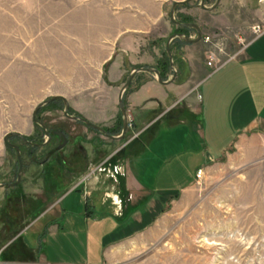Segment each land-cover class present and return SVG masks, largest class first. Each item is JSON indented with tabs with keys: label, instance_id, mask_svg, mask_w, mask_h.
<instances>
[{
	"label": "crops",
	"instance_id": "1",
	"mask_svg": "<svg viewBox=\"0 0 264 264\" xmlns=\"http://www.w3.org/2000/svg\"><path fill=\"white\" fill-rule=\"evenodd\" d=\"M169 1L84 0L83 16L69 23L78 37L70 49L79 51L69 69L72 83L84 82L86 101L97 99L95 110L84 106L86 119L115 127L119 93L133 68H160L154 39L166 36L167 46L169 27L163 32L161 19ZM183 49L181 66L172 51V83L150 72L135 75L124 94L132 124L124 140L101 135L93 145L85 128L84 172L75 173L81 177L1 247L0 264H113L127 244L195 194L200 169L203 179L216 163L233 162L234 153L241 163L264 155V33L228 57L213 51L217 69L200 42ZM171 78L169 66L164 80ZM55 96L70 103L69 95Z\"/></svg>",
	"mask_w": 264,
	"mask_h": 264
},
{
	"label": "rangeland",
	"instance_id": "2",
	"mask_svg": "<svg viewBox=\"0 0 264 264\" xmlns=\"http://www.w3.org/2000/svg\"><path fill=\"white\" fill-rule=\"evenodd\" d=\"M200 3L192 0L178 7L176 17L203 28L199 42L206 53L228 57L255 38L256 26L264 28V0H221L211 12ZM205 3L212 6L214 0ZM172 5V0L166 3L161 19L162 31L169 27L167 39L178 31L170 22ZM83 14L84 0H0V183L15 182L19 172L17 151L6 145V134L19 132L38 143L45 141L42 126L33 121L41 103L66 94L70 114L84 118V106L95 110L97 99L86 101L84 82L72 83L69 69L71 53H79L74 46L70 49L78 37L69 34V23ZM165 38L154 39L160 44L157 64L163 69L170 63ZM185 47L179 40L171 46L178 50L180 66ZM99 92L103 95V90ZM64 109L63 100L57 99L38 111V119L49 130L67 134L63 148L58 149L56 137L44 146H28L16 135L9 138L22 148L24 171L19 185L0 187V249L81 177L75 173L84 172L85 128L93 145L105 137L65 116ZM122 118L113 128L99 125L121 135ZM236 158L234 153L233 162L216 163L198 179L189 200L170 208L151 231L127 244L113 264H264V155L243 163Z\"/></svg>",
	"mask_w": 264,
	"mask_h": 264
},
{
	"label": "water",
	"instance_id": "3",
	"mask_svg": "<svg viewBox=\"0 0 264 264\" xmlns=\"http://www.w3.org/2000/svg\"><path fill=\"white\" fill-rule=\"evenodd\" d=\"M190 1H192V0H183V1L174 2L173 5H172V8H171V12H170V20H171L172 23H174V24H176L178 26L187 27V28H193V29L196 30V36L195 37H192V36H189V35H186V34H182V33H175V34H172L169 37V39H168L166 49H167V52H168V55H169V58H170V66H171V69L173 70V78H171V79H169L167 81L164 80L160 70L157 69V68H152V67H134L132 72L130 73L127 81L125 82V84L121 88L120 93H119V106H120V109H121V112H122V117H123V131H122L121 135H117V136L111 135L101 125L96 124V123L86 119L85 117L83 118V117H80V116L75 115V114L74 115L70 114V112H69L70 103L66 100V98H64L62 96H53L51 99L41 103L36 108V110L34 111L33 121L35 123L41 125L44 128L46 136L49 138L50 134H49L48 128L42 121H40L37 118V114H38V111L40 110V108L43 107L45 104L50 103L51 101H54V100H57V99H61V100H63L64 105H65V109H64V115L65 116H67L69 118H72V119H75V120H81L86 125H88L89 127H92L94 129L100 131L101 133H103L108 138L115 139V140H124L126 138L127 131H128V113H127V107H126L125 102H124V94L127 91V89L131 86L135 75L138 72H150V73L156 74V76L158 78V81L161 84H170V83H172L174 78L176 77L174 56H173V52L171 50L172 41L175 40V39L180 38V39H184V40H186L187 42H190V43H196V42L201 41L202 38H203L202 28L198 24H196V23H183L176 17V12H177L178 7H180L182 5H185V4H188ZM220 2H221V0H216V2L212 6H207L206 3H205V0H201L200 7L203 10L211 12V11H214L220 5ZM56 133L63 138V143L59 147V148H63L68 143V138H67L66 134L62 130L56 131ZM14 135L20 136L21 138H23L25 141H27L30 144L39 145V144H35V143L30 142L27 138H25L19 132H10V133L6 134V136L4 138L6 145L15 148L16 151H17V158H18V163H19V172H18L17 180L15 182L9 183V184L0 183V187H7V186L8 187H15V186L19 185V183L22 180V174H23V171H24V162H23V158H22L21 148H20L19 145L9 142V138L14 136Z\"/></svg>",
	"mask_w": 264,
	"mask_h": 264
},
{
	"label": "flooded vegetation",
	"instance_id": "4",
	"mask_svg": "<svg viewBox=\"0 0 264 264\" xmlns=\"http://www.w3.org/2000/svg\"><path fill=\"white\" fill-rule=\"evenodd\" d=\"M207 0H205V2H206ZM216 2V0H214V3ZM180 20V19H179ZM181 22H183V23H196V22H194V21H190V20H180ZM197 24V23H196ZM199 25V24H198ZM178 26V25H177ZM200 26V25H199ZM201 27V26H200ZM202 28V27H201ZM195 31V33H196V30L195 29H193V28H187V27H182V26H178V31H176L175 33H182V34H186V35H189V36H191V34H190V32L191 31ZM202 31H203V28H202ZM174 33V34H175ZM203 36H204V31H203ZM177 41L179 40V41H182L183 43H185V44H187V43H190V42H187L186 40H184V39H180V38H178V39H176ZM211 41H213V40H211V38H210V40L208 41V42H211ZM170 59V58H169ZM37 118H38V114H37ZM41 121V120H40ZM37 124V123H36ZM85 124V123H84ZM88 126V125H87ZM48 128V127H47ZM128 129H129V119H128ZM42 130H43V137H46L45 138V141L44 142H42V143H38L39 141H35V140H30V139H28L30 142H32V143H35V144H39V145H46V143H51L52 141H53V139H54V137H56L58 140H59V142H58V144H57V147H58V149H59V147H60V145L63 143V138L61 137V136H59L57 133H56V131H59L60 129H55V130H49L48 129V131H49V134H50V137L48 138L47 136H46V133H45V130H44V128L42 127ZM122 131H123V118H122ZM100 132V131H99ZM108 132V131H107ZM128 132V131H127ZM65 133V132H64ZM108 133H110L111 135H114V136H117L115 133H112V131H110V132H108ZM66 134V133H65ZM66 136H67V134H66ZM127 136V135H126ZM42 137V138H43ZM67 138H68V136H67ZM24 142H26V144L28 145V146H36V145H33V144H30V143H28L27 141H24ZM21 148V147H20ZM21 151H22V148H21Z\"/></svg>",
	"mask_w": 264,
	"mask_h": 264
},
{
	"label": "built area",
	"instance_id": "5",
	"mask_svg": "<svg viewBox=\"0 0 264 264\" xmlns=\"http://www.w3.org/2000/svg\"><path fill=\"white\" fill-rule=\"evenodd\" d=\"M263 33H264V28L262 26L258 25V26H256L254 28V35H255V37H257V36H259V35H261ZM209 40H210V38L207 37L206 38V41H209ZM207 63H208V66L211 67L212 69H217L218 68V62H217V55H216V53H214V52L209 53V55H208V62ZM129 126L130 127L132 126L131 121H129ZM203 173H204L203 169H200L198 171V173H197L198 179L202 178Z\"/></svg>",
	"mask_w": 264,
	"mask_h": 264
},
{
	"label": "trees",
	"instance_id": "6",
	"mask_svg": "<svg viewBox=\"0 0 264 264\" xmlns=\"http://www.w3.org/2000/svg\"><path fill=\"white\" fill-rule=\"evenodd\" d=\"M170 66V63H169V65H168V67ZM168 67H167V69H168ZM160 69V72H161V74H162V76H163V78L166 76V69H163V68H159Z\"/></svg>",
	"mask_w": 264,
	"mask_h": 264
}]
</instances>
